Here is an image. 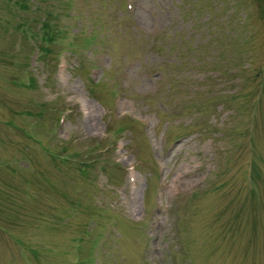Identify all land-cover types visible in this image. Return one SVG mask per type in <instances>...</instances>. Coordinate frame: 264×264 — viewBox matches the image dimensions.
I'll return each mask as SVG.
<instances>
[{"label":"rangeland","instance_id":"374dc122","mask_svg":"<svg viewBox=\"0 0 264 264\" xmlns=\"http://www.w3.org/2000/svg\"><path fill=\"white\" fill-rule=\"evenodd\" d=\"M0 264H264V0H0Z\"/></svg>","mask_w":264,"mask_h":264}]
</instances>
